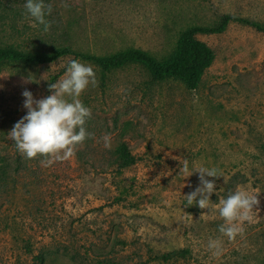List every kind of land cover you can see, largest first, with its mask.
<instances>
[{
  "label": "rangeland",
  "instance_id": "374dc122",
  "mask_svg": "<svg viewBox=\"0 0 264 264\" xmlns=\"http://www.w3.org/2000/svg\"><path fill=\"white\" fill-rule=\"evenodd\" d=\"M25 3L0 0V46L70 47L97 57L141 48L161 60L189 27L214 25L225 14L264 28V0H45L53 6L47 32ZM197 39L216 58L195 90L179 79L157 81L142 64L105 73L80 61L98 81L79 98L91 109L85 128L93 137L50 166L22 155L8 132L26 114L22 92L50 95L48 84L68 60L3 64L0 264H264V33L233 22L223 34ZM27 77L35 82L25 84ZM124 144L140 160L120 172L114 160ZM185 163L189 172L203 166L223 174L206 177L215 181L210 209L186 207L199 173L187 177ZM237 187L259 193V211L229 240L218 231V205ZM210 239L222 241L220 256L207 247ZM178 250L187 253L159 259Z\"/></svg>",
  "mask_w": 264,
  "mask_h": 264
},
{
  "label": "clouds",
  "instance_id": "9594fccd",
  "mask_svg": "<svg viewBox=\"0 0 264 264\" xmlns=\"http://www.w3.org/2000/svg\"><path fill=\"white\" fill-rule=\"evenodd\" d=\"M62 7L67 8L69 5L62 3ZM24 8L26 14L42 25L45 32L50 30L52 21L46 19L53 11L50 3H45V0H26ZM23 82L27 84L35 81L27 77ZM97 83L92 66L73 60L67 66L63 78L56 83H49L50 95L36 99L31 91L25 89L22 96L26 114L8 132V137L14 141L17 150L28 159L42 157V166H50L55 161L73 157L76 148L93 137V133L85 128L86 121L92 115L91 109L79 98L89 85L95 87ZM104 142L106 148L111 147L110 134L104 137ZM183 171L189 172L187 163ZM193 173H199V186L185 195L186 207L195 204L200 209H210L215 181L206 177L220 178L223 174L216 168L203 166L196 167L187 177ZM258 195L259 193L237 187L226 198L219 199L218 212L224 223L219 226L218 231L223 236L235 240L238 235L243 234V223L252 220L254 207L259 211ZM207 247L214 250L215 256L222 254L220 239H210Z\"/></svg>",
  "mask_w": 264,
  "mask_h": 264
},
{
  "label": "trees",
  "instance_id": "16d2710c",
  "mask_svg": "<svg viewBox=\"0 0 264 264\" xmlns=\"http://www.w3.org/2000/svg\"><path fill=\"white\" fill-rule=\"evenodd\" d=\"M233 22L248 24L264 33V28L257 23L238 16L225 14L214 25H194L189 27L182 33L175 51L166 59L159 60L141 48H130L112 57H97L73 50L70 47L57 49L53 53H39L22 51L12 46H0V70L6 62L42 66L68 60L66 67L54 75L50 81V83H56L65 75L67 66L73 60L93 62L100 66L105 73L123 68L128 64H142L157 81L179 79L189 89L195 90L201 84L206 71L212 67L216 58L214 50L208 44L199 41L197 36L223 34ZM48 93L50 94L49 90ZM117 154L118 156L114 161L120 172L137 165L140 160V158L132 154L126 144L118 148ZM186 253L187 251L185 250H178L163 255L159 259L163 262H169L184 257ZM39 260L44 262L42 257Z\"/></svg>",
  "mask_w": 264,
  "mask_h": 264
}]
</instances>
